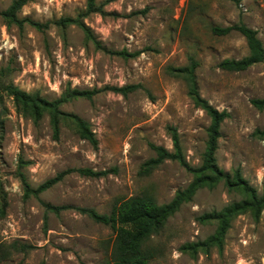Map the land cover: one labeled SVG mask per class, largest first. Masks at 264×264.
<instances>
[{
	"label": "rangeland",
	"instance_id": "obj_1",
	"mask_svg": "<svg viewBox=\"0 0 264 264\" xmlns=\"http://www.w3.org/2000/svg\"><path fill=\"white\" fill-rule=\"evenodd\" d=\"M11 1L0 0V12ZM85 5L86 0H34L19 16L46 22L76 16ZM105 10L106 15L93 13L85 19L95 37L108 49L137 55L125 58L97 48L76 25L52 24L45 32L26 25L21 30L6 25L0 15V68H12L3 81L50 100L68 87L141 86L127 95L102 91L62 105L89 123L96 146L80 137L69 120L61 122L55 138L48 117L36 124L17 112L11 97L5 98L0 186L7 205L0 215V248L9 253L0 264H113L111 225L75 209L48 211L42 201L110 213L119 199L150 194L166 203L188 185L192 173L174 159L148 174L142 170L143 163L156 156L151 144L174 150L169 127L177 129L188 163L198 166L202 161L210 117L190 98L185 81L167 71L169 66L187 65L191 58L198 64L200 94L230 113L221 126L218 165L229 172L240 167L264 194V140L254 134L264 129V110L251 102L264 97V64L243 71L221 68L222 60L239 59L249 49L240 32L213 31L242 21L258 31L264 45V0H114L105 3ZM78 167L111 171L100 177L73 172L39 198L25 197L19 170L37 187L64 169ZM240 198L222 182L199 190L149 240L156 249L152 264H264V210L258 220L249 213L237 216L221 251L182 247L215 231L216 223L202 222L201 215ZM15 242L34 247L20 251L12 247Z\"/></svg>",
	"mask_w": 264,
	"mask_h": 264
},
{
	"label": "trees",
	"instance_id": "obj_2",
	"mask_svg": "<svg viewBox=\"0 0 264 264\" xmlns=\"http://www.w3.org/2000/svg\"><path fill=\"white\" fill-rule=\"evenodd\" d=\"M34 0H12L9 6L0 12L6 25H16L21 30L30 25L38 31L45 32L52 24L59 28H66L69 25L78 26L85 34L87 40L92 41L97 48L113 54L127 57H133L138 52H129L124 50H111L104 47L95 37L90 26L85 19L98 13L106 15L105 3L114 1L106 0L100 3L98 0H86L85 9L76 16H63L57 20L40 22L30 17H20V10L29 2ZM238 2V0H232ZM233 30L240 32L246 39L249 53L239 59L226 58L222 60L219 66L228 71H243L249 67L263 63L264 64V45L258 36V31L249 27L242 21L226 27H213L217 34H227ZM197 61L191 58L190 62L184 66H169L167 71L183 79L187 86V92L195 105L203 109L210 117V124L207 128V140L202 161L198 166H192L188 163L182 152L181 141L177 129L169 127L174 150L170 151L163 146L151 144L156 151V156L143 163L142 173L148 174L160 163L166 159L177 160L193 175L192 180L184 188L178 189L172 199L166 203H158L150 194L140 196H131L116 201L110 213H100L94 208L81 207L73 205H54L42 201L46 210L59 214L66 209H75L80 213L88 215L96 222L111 225L115 231L114 244L112 248L113 264H152L156 256V249L148 244L149 240L166 225L167 220L173 216L183 204L190 202L196 193L202 188L214 189L221 182L231 191L239 194L241 198L225 205L220 210H213L204 213L199 219L204 223H216L215 231L206 239L197 242H188L182 247L186 250H202L208 253L211 248L216 247L220 251L223 249L224 242L232 221L239 215L249 213L258 220L264 210V194H260L255 186L243 176L240 167L232 172L221 168L217 163L216 153L221 137V126L230 113L226 110H219L213 106L199 91L196 69ZM12 68L10 66L0 68V134L5 128V98L11 97L14 106L20 114L30 118L38 124L45 116L49 118V123L53 130V136L58 138L60 134L61 122L71 121L76 132L80 137L87 139L93 145L98 144L95 132L89 123L77 114L64 111L61 107L64 103L78 97L92 98L102 91H113L127 95L129 92L141 87L139 84H129L125 86H105L103 88H94L92 90H82L68 87L65 91L53 100L45 98L38 93H31L12 82L3 81ZM252 104L259 110H264V97L254 98ZM254 134L264 140V129H256ZM113 170V169H112ZM111 170H95L90 167L67 168L58 172L55 176L46 179L37 187H32L24 173L18 172L20 181L23 185L25 197H40V194L56 183L60 182L70 173L77 172L83 176L100 177L110 173ZM1 187V186H0ZM6 200L0 188V215L4 216L6 211ZM46 223V219H45ZM12 247L20 251H29L34 246L15 242ZM8 251L0 248V261L8 256Z\"/></svg>",
	"mask_w": 264,
	"mask_h": 264
}]
</instances>
